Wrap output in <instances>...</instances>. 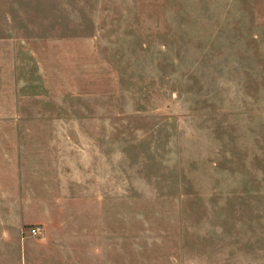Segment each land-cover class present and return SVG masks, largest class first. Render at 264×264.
Wrapping results in <instances>:
<instances>
[{
	"label": "rangeland",
	"instance_id": "rangeland-1",
	"mask_svg": "<svg viewBox=\"0 0 264 264\" xmlns=\"http://www.w3.org/2000/svg\"><path fill=\"white\" fill-rule=\"evenodd\" d=\"M0 121L27 264H264V0H0Z\"/></svg>",
	"mask_w": 264,
	"mask_h": 264
},
{
	"label": "crops",
	"instance_id": "crops-1",
	"mask_svg": "<svg viewBox=\"0 0 264 264\" xmlns=\"http://www.w3.org/2000/svg\"><path fill=\"white\" fill-rule=\"evenodd\" d=\"M2 123L7 124V122L0 121V124ZM4 201L5 200H2L0 196V206L1 202L4 203ZM31 229V227L25 229L23 226L11 227L8 225L5 219H0V264H8L7 260L4 257L6 254V251L4 250L13 241V247L18 250L16 262L13 264H27L26 261H28L27 259H29V255L27 253L29 242L33 240Z\"/></svg>",
	"mask_w": 264,
	"mask_h": 264
},
{
	"label": "built area",
	"instance_id": "built-area-1",
	"mask_svg": "<svg viewBox=\"0 0 264 264\" xmlns=\"http://www.w3.org/2000/svg\"><path fill=\"white\" fill-rule=\"evenodd\" d=\"M31 233H32L33 235H38V234L40 233V228H38V227H34V228H32V229H31Z\"/></svg>",
	"mask_w": 264,
	"mask_h": 264
}]
</instances>
